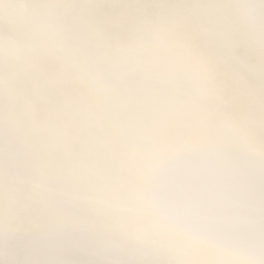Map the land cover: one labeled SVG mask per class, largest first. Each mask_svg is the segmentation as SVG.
Listing matches in <instances>:
<instances>
[{"label": "snow or ice", "instance_id": "snow-or-ice-1", "mask_svg": "<svg viewBox=\"0 0 264 264\" xmlns=\"http://www.w3.org/2000/svg\"><path fill=\"white\" fill-rule=\"evenodd\" d=\"M0 264H264V0H0Z\"/></svg>", "mask_w": 264, "mask_h": 264}]
</instances>
